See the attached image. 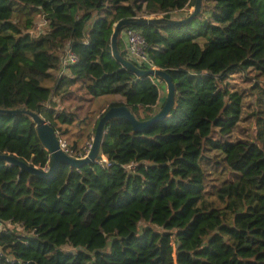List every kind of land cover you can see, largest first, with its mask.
I'll return each mask as SVG.
<instances>
[{
	"label": "trees",
	"instance_id": "1",
	"mask_svg": "<svg viewBox=\"0 0 264 264\" xmlns=\"http://www.w3.org/2000/svg\"><path fill=\"white\" fill-rule=\"evenodd\" d=\"M194 6L0 0V154L47 165L49 151L24 109L80 149L103 111L95 118L80 102L66 104L71 92L88 102L117 94L106 107L125 103L139 119L155 113L166 84L137 76L112 54L120 18L129 20L116 37L121 56L129 57L124 27L139 30L150 59L174 83L168 115L147 129L134 130L120 116L107 120L100 144L106 160L80 167L61 161L41 176L0 156V264H264V0H202L185 21L131 22L152 13L183 19ZM68 47L78 59L63 66ZM249 70L254 134L233 139L243 95L228 76ZM207 146L234 173L212 191L201 162Z\"/></svg>",
	"mask_w": 264,
	"mask_h": 264
},
{
	"label": "water",
	"instance_id": "2",
	"mask_svg": "<svg viewBox=\"0 0 264 264\" xmlns=\"http://www.w3.org/2000/svg\"><path fill=\"white\" fill-rule=\"evenodd\" d=\"M202 0H195L194 10L190 15L183 19L178 18H168V17H160V16H138L135 18L133 23H155L158 21H166L167 23H176L181 20L185 21L191 18L200 8ZM129 23L127 18H120L114 23L112 35H111V52L115 56V58L121 63L122 66L126 67L128 70L136 74L147 75V76H160L162 80L166 84V93L165 98L159 109L155 111L150 117L145 119L137 118L131 109L127 106V104H116L110 105L103 110V113L97 120L95 125L94 133L92 136L91 144L89 149L83 157H76L65 152L59 145L58 136L53 128L49 124V122L42 117L39 113L35 111H31L28 109H24L27 113H29L37 128L38 136L45 146V148L49 151L48 163L46 166H39L33 163L27 162L24 159L18 158L12 154H0V156L5 157L8 161H12L17 163L21 167L28 169L31 172H34L41 176H48L53 172V170L57 167L59 162H67L73 166L80 167L85 163L91 162L97 158H101L103 156L100 153V144L103 134V128L107 122V120L111 117L120 116L126 118L130 121L132 128L134 130H145L147 129L154 121L159 120L168 115L170 108L174 103V83L169 75V73L161 69L159 67H141L137 65L132 59L121 56L119 50L117 48L116 37L118 31L122 25ZM73 251V249H72Z\"/></svg>",
	"mask_w": 264,
	"mask_h": 264
},
{
	"label": "rangeland",
	"instance_id": "3",
	"mask_svg": "<svg viewBox=\"0 0 264 264\" xmlns=\"http://www.w3.org/2000/svg\"><path fill=\"white\" fill-rule=\"evenodd\" d=\"M192 7H185L184 11L189 10ZM144 15V14H143ZM159 15V14H158ZM154 13L146 14L144 16H158ZM43 18L40 15L35 16V23L42 22ZM44 24V23H43ZM42 24V25H43ZM254 71H235L229 74L228 81L229 86L232 89H236L240 91L243 95V107L242 113L239 121L233 128V131L230 134L231 138H252L254 134V116L251 114L254 109V95L251 92L250 86L253 83ZM52 80L46 79L45 83H50ZM160 84V87L163 88V82L157 81ZM162 83V84H161ZM165 87V86H164ZM74 88V87H73ZM76 89V88H75ZM78 91V90H76ZM80 92H78L79 94ZM69 98L67 99L66 104L75 106L76 103L80 102L79 109L81 111H85L86 109H92L93 117H97V111L101 109L103 111L107 106L109 101L119 100L120 96L117 94H106L96 98H93L91 102L87 100H81V98L77 97V94L71 92L68 94ZM77 97V99H76ZM160 104L155 106V109L160 108ZM72 130H76V126H71ZM92 138L85 137L80 141V146H83L88 141H91ZM219 160V161H217ZM201 162L207 172V176L205 178V186L209 191L214 190L220 183L223 181L232 179L234 177V173L230 172L228 167L226 166V162L223 158V153L220 150L212 149L209 146L204 149V156L201 159Z\"/></svg>",
	"mask_w": 264,
	"mask_h": 264
},
{
	"label": "built area",
	"instance_id": "4",
	"mask_svg": "<svg viewBox=\"0 0 264 264\" xmlns=\"http://www.w3.org/2000/svg\"><path fill=\"white\" fill-rule=\"evenodd\" d=\"M123 30L126 36V49L128 51V58L138 63L137 65L141 67H157L150 59V56L147 51V42L142 33L132 27H124ZM77 59V54L73 52L70 47H68L65 55L63 56L62 64L65 66L66 64L76 62ZM58 140L60 147L65 152L76 157H83L84 155H86L91 144V141H88L80 149H75L66 142L65 138L58 137ZM98 159L99 161H103L106 160V157L103 155L101 158Z\"/></svg>",
	"mask_w": 264,
	"mask_h": 264
},
{
	"label": "crops",
	"instance_id": "5",
	"mask_svg": "<svg viewBox=\"0 0 264 264\" xmlns=\"http://www.w3.org/2000/svg\"><path fill=\"white\" fill-rule=\"evenodd\" d=\"M123 34V44H124V47L126 48V36H125V33L123 32L122 33ZM64 66V65H63ZM62 71H64V73L65 74H69V72L67 71V69L65 68H63V70ZM59 73H60V71H59ZM50 83H52V81L50 82ZM50 83H47V84H50ZM53 96V99H55V100H59L60 99V96H61V94H56V95H52ZM2 227V223H0V228Z\"/></svg>",
	"mask_w": 264,
	"mask_h": 264
}]
</instances>
